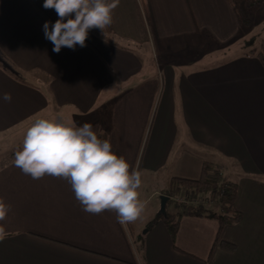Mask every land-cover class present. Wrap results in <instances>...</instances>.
<instances>
[{"label": "crops", "instance_id": "0c3cea01", "mask_svg": "<svg viewBox=\"0 0 264 264\" xmlns=\"http://www.w3.org/2000/svg\"><path fill=\"white\" fill-rule=\"evenodd\" d=\"M148 4L150 23L142 0H120L115 45L90 30L85 47L57 54L43 34L54 10L0 0V97H12L0 99V199L10 205L0 264H264V69L244 55L248 34L227 0ZM52 112L105 133L140 172V200L159 191L166 207L172 179L196 180L204 162L217 165L237 184L239 221L220 229L175 199L180 212L157 207L140 234L114 211H83L66 180H33L14 165L28 127ZM165 216L177 224L173 238Z\"/></svg>", "mask_w": 264, "mask_h": 264}, {"label": "clouds", "instance_id": "9594fccd", "mask_svg": "<svg viewBox=\"0 0 264 264\" xmlns=\"http://www.w3.org/2000/svg\"><path fill=\"white\" fill-rule=\"evenodd\" d=\"M120 0H43L58 19L43 24L44 38L53 45L75 50L85 47L92 29L103 32L113 23V11ZM0 99L10 103V93ZM14 165L33 180L52 176L66 180L83 211L99 215L114 211L121 224L137 221L145 210L139 199L141 175L123 156H117L107 139H100L90 123L77 125L63 117L37 118L26 130L22 147L14 154ZM10 205L0 199V222ZM8 233L0 226V242Z\"/></svg>", "mask_w": 264, "mask_h": 264}, {"label": "trees", "instance_id": "16d2710c", "mask_svg": "<svg viewBox=\"0 0 264 264\" xmlns=\"http://www.w3.org/2000/svg\"><path fill=\"white\" fill-rule=\"evenodd\" d=\"M232 9L236 13L240 25L242 27L250 26L252 12L255 9H264V0H227ZM142 6L148 22H151L149 13L148 0H142ZM94 35L100 37L115 45V37L112 33L111 25L103 32L99 29L91 30ZM155 35L154 32H152ZM256 38H250L243 42V48L248 50L244 55H255L261 66L264 69V47L260 50L255 48L249 49V46L254 45ZM98 137L102 140L107 139L106 134H99ZM187 194L188 201L196 202V198L204 197L213 208H207L202 204L183 206L185 213L189 215H206L218 221L219 228L222 229L227 225H234L240 219V213L234 209V201L237 195V184L228 180L220 168L210 162H204L200 171V176L196 180L189 179H172L167 192L170 196L169 200H174L182 193ZM177 204V203H176ZM164 223L173 238L177 224L174 222V216H165ZM157 220L152 221L149 226L154 224ZM223 247L227 250H233L234 246L224 244Z\"/></svg>", "mask_w": 264, "mask_h": 264}, {"label": "rangeland", "instance_id": "374dc122", "mask_svg": "<svg viewBox=\"0 0 264 264\" xmlns=\"http://www.w3.org/2000/svg\"><path fill=\"white\" fill-rule=\"evenodd\" d=\"M250 26L248 27H243V33H247L248 37L247 40H249L250 38H256V42L254 43V45L249 46V49H257L260 50L264 47V9L259 10V9H255L252 12V16H251V20H250ZM54 115H52V119L53 118H57V117H63L65 120L71 119L74 120L76 122V124L79 122L78 117L76 116H68L67 112H52ZM139 191V189H138ZM161 197L162 195L160 194L159 191H156L155 193L150 192L145 194V197L142 199V201L145 203V210L142 213L141 217L137 220L138 222V227L140 228L141 232L140 234H143L147 231V228L145 227V224L142 223L143 218L146 217L152 210L153 212L156 211L157 209V213L158 214L160 212V206H161ZM177 202H181L182 204H180L181 206H184L185 202H190L188 201L189 199L187 198V194L184 192L181 195H179L176 198ZM196 202L199 203H206L207 200L204 197H198L196 198ZM208 206L211 205L208 201ZM178 203L176 204L174 202V200H169L168 203H166V207L164 208V210L166 211V213H175V212H180V210L182 208L177 206ZM205 205V204H204ZM211 208H213V206H210ZM208 207V208H210Z\"/></svg>", "mask_w": 264, "mask_h": 264}, {"label": "water", "instance_id": "95a60500", "mask_svg": "<svg viewBox=\"0 0 264 264\" xmlns=\"http://www.w3.org/2000/svg\"><path fill=\"white\" fill-rule=\"evenodd\" d=\"M167 199H168V198L165 197V196H162V197H161V206H160V212H161V213H164L165 201H166Z\"/></svg>", "mask_w": 264, "mask_h": 264}]
</instances>
